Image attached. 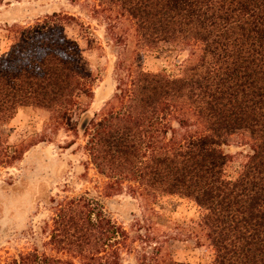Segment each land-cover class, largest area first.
<instances>
[{
    "label": "trees",
    "instance_id": "16d2710c",
    "mask_svg": "<svg viewBox=\"0 0 264 264\" xmlns=\"http://www.w3.org/2000/svg\"><path fill=\"white\" fill-rule=\"evenodd\" d=\"M11 0H0L10 3ZM111 29L126 19L133 47L189 48L181 73L152 71L124 37L113 96L99 115L90 111L93 77L76 40L65 33L69 15L46 14L33 26L7 25L0 55V164L9 125L22 107L44 111L56 125L85 137L90 162L120 192L145 205L180 197L199 210L188 234L213 251L211 264H264V0H98ZM185 129L183 134L177 129ZM238 134L249 144L235 176L223 147ZM48 243L2 264H189L162 251L153 226L137 221L136 235L85 196L55 202ZM143 228V229H142Z\"/></svg>",
    "mask_w": 264,
    "mask_h": 264
},
{
    "label": "rangeland",
    "instance_id": "374dc122",
    "mask_svg": "<svg viewBox=\"0 0 264 264\" xmlns=\"http://www.w3.org/2000/svg\"><path fill=\"white\" fill-rule=\"evenodd\" d=\"M98 0H11L0 5V55L9 43L7 25L33 26L46 14L69 15L65 33L77 41L86 68L93 81V98L89 109L101 112L111 100L116 86L115 65L124 37L144 68L181 73L189 58V48L158 45L155 48L133 47V30L126 19L116 21L111 29L101 12ZM177 133L186 130L178 127ZM4 154L17 156L9 164H0V264L18 253L38 250L47 255H60L48 243L55 202L85 196L103 206L104 213L136 235L137 221L146 229L153 226L162 251L177 261L189 264H211L213 251L202 239L189 235L188 225L197 220L198 207L180 197H158L145 205L140 197L131 195L128 183L120 192L109 190V179L98 173L84 148L86 139L63 125H56L47 114L31 107L19 108L9 125ZM249 144L238 134L223 147L231 154L226 173L235 176L245 162ZM142 228V229H143ZM140 242L132 244L136 251L122 252L121 264H136ZM75 263L78 262L75 260Z\"/></svg>",
    "mask_w": 264,
    "mask_h": 264
}]
</instances>
